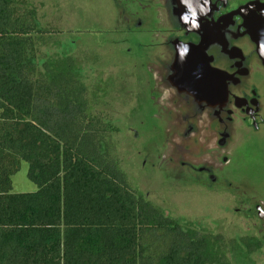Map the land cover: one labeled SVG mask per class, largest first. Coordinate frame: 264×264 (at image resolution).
Segmentation results:
<instances>
[{
    "label": "trees",
    "instance_id": "16d2710c",
    "mask_svg": "<svg viewBox=\"0 0 264 264\" xmlns=\"http://www.w3.org/2000/svg\"><path fill=\"white\" fill-rule=\"evenodd\" d=\"M41 33L24 0H0V264H227L233 240L132 188L76 60L38 66ZM22 161L35 192L13 193Z\"/></svg>",
    "mask_w": 264,
    "mask_h": 264
},
{
    "label": "rangeland",
    "instance_id": "374dc122",
    "mask_svg": "<svg viewBox=\"0 0 264 264\" xmlns=\"http://www.w3.org/2000/svg\"><path fill=\"white\" fill-rule=\"evenodd\" d=\"M24 3L35 11L45 41L37 47L38 66L50 60H76L81 81L90 92L92 113L105 117L110 125L114 156L132 188L184 226L233 240L225 251L227 264H264V249L248 255L239 242L259 234L246 204L264 201V189L252 191L264 180V158L248 148L232 152L231 165L223 175L235 188L208 187L182 165L194 163L197 153L190 143L175 150L177 133L169 118V126H164L166 140L162 137V115L155 111L152 76L145 60L147 44H154L159 36L154 21L163 22L161 11L154 15L153 7L138 0ZM243 184L247 189L240 188ZM12 187L13 193L37 190L28 179L26 162L13 176Z\"/></svg>",
    "mask_w": 264,
    "mask_h": 264
},
{
    "label": "flooded vegetation",
    "instance_id": "af4514ba",
    "mask_svg": "<svg viewBox=\"0 0 264 264\" xmlns=\"http://www.w3.org/2000/svg\"><path fill=\"white\" fill-rule=\"evenodd\" d=\"M138 2L145 7H149V9L153 7L152 13L154 15L160 6L158 0H154V2L153 0H138ZM252 3L259 7L264 6V0H227L223 5L221 0H212L213 9L209 12V17L203 18V21L208 22H217L219 19L226 18L227 28L240 32V36H237V38L231 37L232 40L236 41L233 44L234 47H237L240 51L229 54L231 58L228 61L224 58V63L220 68L227 77L231 76L228 78L230 80L227 79L224 82L226 89L223 87L221 93L224 98L223 105L221 107H214L208 103L193 105L188 102L191 97H186L185 102L179 106L182 111L194 114L191 117L190 130L192 136L189 143L193 145L197 153L194 163H182V165L189 169L191 173L196 174V179L198 175L199 181L208 187L235 188L229 178L223 175V171L231 165L230 155L232 152L235 154L237 151L248 148L255 151L259 157L264 158V56H261L259 49L256 50L245 38L243 18L239 15H233L243 6ZM229 15L233 16L230 17ZM154 27L156 34L164 35V39L170 38V35L180 33L178 29L174 30L165 26L164 21H154ZM151 45V42L147 44V48ZM145 60L148 64V58ZM151 76L153 82L151 92L154 94L151 98L155 103V111L162 115V137L166 140L164 126H166L167 115L164 114L166 116L164 117L163 113H169L168 115L172 116V112L167 106L166 97L163 99L165 90L160 89L159 92L155 93L153 75ZM213 86L212 80L211 87ZM210 92L213 93V90L211 89ZM214 110L216 114H214ZM219 126L222 127V131H220ZM216 132L218 134L221 132V135L219 136ZM215 134L217 139L214 138ZM221 143L222 146H220ZM206 156L208 158H205ZM204 159L207 160L203 163L200 162ZM240 188L244 190L247 189V186L243 184L240 185ZM248 188L252 187L248 186ZM254 189H264V180L260 184L257 183L252 191ZM246 206L248 214L256 220L255 226L259 227L258 235L242 237L260 243L261 248L258 251L252 254H248L246 251L248 255H253L264 249V212L258 211V209H264V201L255 199L250 205L246 204Z\"/></svg>",
    "mask_w": 264,
    "mask_h": 264
},
{
    "label": "water",
    "instance_id": "95a60500",
    "mask_svg": "<svg viewBox=\"0 0 264 264\" xmlns=\"http://www.w3.org/2000/svg\"><path fill=\"white\" fill-rule=\"evenodd\" d=\"M226 1L221 0V4L223 5ZM158 2L160 4L158 11H161L160 15L163 16L162 21L165 26L174 30L178 29L180 33L170 35V38L167 39H164V35L159 34L157 41L145 49V56L149 60L147 68L153 75L155 88L163 89L167 94L166 103L172 116H169V113L165 114L167 118L171 119L170 121L166 119V126H169L167 123L169 121L172 128L176 130L177 134H175L173 142L176 146L175 150H183L182 145L189 143L192 136L190 127L192 125L191 117L194 114L182 111L179 106L185 102L186 97H191L188 102L193 105L207 103L214 107L223 105L224 98L221 93L223 87L226 89L224 82L231 76L227 77L220 68L224 63V58L228 61L231 58L229 54L240 51L233 45L236 41L231 39L233 36L236 38L240 36V32L227 28L226 18L219 19L217 22H208L203 21L204 17L199 20L200 28L189 32L186 30L187 26L179 21L180 15L185 11L180 0H158ZM191 3L198 9L201 0H191ZM212 9L213 5L211 4ZM262 11H264V6L259 7L252 3L243 6L233 14L243 18L245 38L256 50L261 35L264 34ZM208 15L210 14L208 13ZM208 15L207 17H209ZM185 44L188 46L189 52L185 59L180 61L177 45ZM212 80L213 87H211ZM211 89L213 93L210 92ZM219 129L222 131L221 126ZM218 135L220 136L221 132ZM214 138L217 139V135Z\"/></svg>",
    "mask_w": 264,
    "mask_h": 264
},
{
    "label": "clouds",
    "instance_id": "9594fccd",
    "mask_svg": "<svg viewBox=\"0 0 264 264\" xmlns=\"http://www.w3.org/2000/svg\"><path fill=\"white\" fill-rule=\"evenodd\" d=\"M180 4L183 5L185 11L180 15L179 21L183 25H186V30L191 32L200 28L199 20L201 17H207L208 13L211 11L212 0H201L198 9L193 6L191 0H180ZM264 15V11L261 12ZM259 54L264 56V34L258 42ZM189 52L188 46L177 45V53L180 61H183ZM258 211L264 212V209H258Z\"/></svg>",
    "mask_w": 264,
    "mask_h": 264
}]
</instances>
